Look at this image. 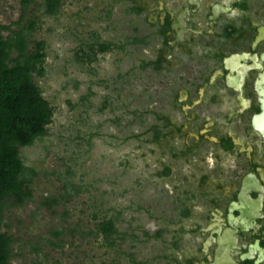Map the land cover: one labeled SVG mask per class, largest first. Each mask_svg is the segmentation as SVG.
I'll use <instances>...</instances> for the list:
<instances>
[{"label":"rangeland","instance_id":"1","mask_svg":"<svg viewBox=\"0 0 264 264\" xmlns=\"http://www.w3.org/2000/svg\"><path fill=\"white\" fill-rule=\"evenodd\" d=\"M41 2L23 9L20 0H0L1 24L35 22L28 39L42 40L45 53L35 80L54 108L44 134L19 148L36 175L30 199L2 212L8 264H162L171 237L191 221L178 219L177 197L209 162L202 154L186 164L170 159L182 138L153 137L173 80L138 67L154 45L125 42L127 0H61L51 14ZM95 41L110 46H93L86 61L79 50ZM64 181L75 186L69 196ZM92 213L112 218L118 235L96 232Z\"/></svg>","mask_w":264,"mask_h":264},{"label":"flooded vegetation","instance_id":"2","mask_svg":"<svg viewBox=\"0 0 264 264\" xmlns=\"http://www.w3.org/2000/svg\"><path fill=\"white\" fill-rule=\"evenodd\" d=\"M127 1L125 42L154 45L138 67L173 80L153 137L182 138L170 159L209 161L177 197L191 221L162 264H264V0Z\"/></svg>","mask_w":264,"mask_h":264},{"label":"trees","instance_id":"3","mask_svg":"<svg viewBox=\"0 0 264 264\" xmlns=\"http://www.w3.org/2000/svg\"><path fill=\"white\" fill-rule=\"evenodd\" d=\"M31 1L33 0H20V4L24 9ZM60 1L42 0L43 11L53 13ZM11 24L16 28L11 29L10 24L0 23V226L4 209L10 205H21L31 197L29 185L36 171L24 165L19 156V148L30 145L44 134L54 109L35 80L42 75L45 55L42 40L28 39L35 22L26 19L24 24H20L19 20ZM4 31L8 33L3 35ZM93 46L102 51L110 44L95 41L86 46L87 53L80 49L81 57L86 61L93 58L89 55ZM161 173L166 174V171ZM71 187L75 186L67 181L63 182L64 192ZM79 191L81 186L73 188L72 193ZM66 195L71 194L66 192ZM92 219L95 221L96 232L105 237L118 235L112 218L97 220L92 213ZM161 231L158 230L157 234ZM11 241V236L0 230V264H8L12 256Z\"/></svg>","mask_w":264,"mask_h":264}]
</instances>
